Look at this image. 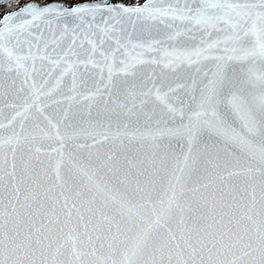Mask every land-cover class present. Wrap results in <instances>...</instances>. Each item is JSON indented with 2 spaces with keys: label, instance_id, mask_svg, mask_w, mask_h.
Wrapping results in <instances>:
<instances>
[{
  "label": "snow or ice",
  "instance_id": "6c2138e0",
  "mask_svg": "<svg viewBox=\"0 0 264 264\" xmlns=\"http://www.w3.org/2000/svg\"><path fill=\"white\" fill-rule=\"evenodd\" d=\"M0 5V264H264V0Z\"/></svg>",
  "mask_w": 264,
  "mask_h": 264
},
{
  "label": "rangeland",
  "instance_id": "374dc122",
  "mask_svg": "<svg viewBox=\"0 0 264 264\" xmlns=\"http://www.w3.org/2000/svg\"><path fill=\"white\" fill-rule=\"evenodd\" d=\"M21 2L23 3V2H26V0H21ZM126 2H130V0H126ZM15 7H18V6H14V7H7L6 5L4 6V9L3 10H1L2 12H11V11H13V10H15ZM1 12V13H2Z\"/></svg>",
  "mask_w": 264,
  "mask_h": 264
},
{
  "label": "trees",
  "instance_id": "16d2710c",
  "mask_svg": "<svg viewBox=\"0 0 264 264\" xmlns=\"http://www.w3.org/2000/svg\"><path fill=\"white\" fill-rule=\"evenodd\" d=\"M3 9H4V7L0 9V14H1V12H2L1 10H3Z\"/></svg>",
  "mask_w": 264,
  "mask_h": 264
},
{
  "label": "water",
  "instance_id": "95a60500",
  "mask_svg": "<svg viewBox=\"0 0 264 264\" xmlns=\"http://www.w3.org/2000/svg\"><path fill=\"white\" fill-rule=\"evenodd\" d=\"M0 6H3V5H0Z\"/></svg>",
  "mask_w": 264,
  "mask_h": 264
}]
</instances>
